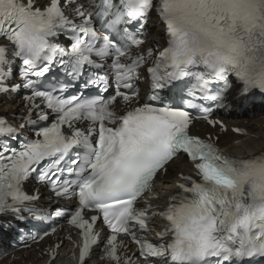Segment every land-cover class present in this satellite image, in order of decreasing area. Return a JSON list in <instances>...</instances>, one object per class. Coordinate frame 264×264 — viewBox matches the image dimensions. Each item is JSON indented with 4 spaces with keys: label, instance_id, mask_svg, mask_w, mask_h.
<instances>
[{
    "label": "snow or ice",
    "instance_id": "obj_1",
    "mask_svg": "<svg viewBox=\"0 0 264 264\" xmlns=\"http://www.w3.org/2000/svg\"><path fill=\"white\" fill-rule=\"evenodd\" d=\"M8 93L26 115L0 116V231L52 221L28 233L39 243L64 220L78 264L94 248L110 264H264V149L222 152L214 118L230 96L264 101V0H0ZM177 160L192 174L160 204L147 194Z\"/></svg>",
    "mask_w": 264,
    "mask_h": 264
},
{
    "label": "bare ground",
    "instance_id": "obj_2",
    "mask_svg": "<svg viewBox=\"0 0 264 264\" xmlns=\"http://www.w3.org/2000/svg\"><path fill=\"white\" fill-rule=\"evenodd\" d=\"M248 119L247 128L251 131V134L244 137H235L232 140V135L227 134L222 136L224 139L223 148L228 152L239 154L242 156H248L254 152H258L261 149H264V114L254 118H243L241 123H244V120ZM184 164H173L169 169V177H175V172L180 170ZM167 187H174V184L168 183ZM29 262L27 264H42V260L37 253H31ZM14 264H22L15 261ZM54 264H65L64 260L59 262H54ZM96 264H102L101 261H97Z\"/></svg>",
    "mask_w": 264,
    "mask_h": 264
}]
</instances>
